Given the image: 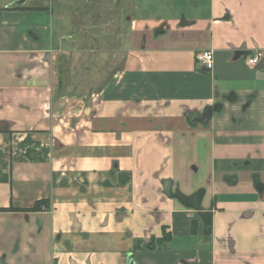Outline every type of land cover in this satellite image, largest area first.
<instances>
[{
  "label": "crops",
  "instance_id": "obj_1",
  "mask_svg": "<svg viewBox=\"0 0 264 264\" xmlns=\"http://www.w3.org/2000/svg\"><path fill=\"white\" fill-rule=\"evenodd\" d=\"M133 1L122 67L68 94L53 0H0V264H264V0Z\"/></svg>",
  "mask_w": 264,
  "mask_h": 264
},
{
  "label": "rangeland",
  "instance_id": "obj_2",
  "mask_svg": "<svg viewBox=\"0 0 264 264\" xmlns=\"http://www.w3.org/2000/svg\"><path fill=\"white\" fill-rule=\"evenodd\" d=\"M133 5V0H53L57 34L71 43L57 69L62 83L70 87L68 94H88L122 67Z\"/></svg>",
  "mask_w": 264,
  "mask_h": 264
},
{
  "label": "water",
  "instance_id": "obj_3",
  "mask_svg": "<svg viewBox=\"0 0 264 264\" xmlns=\"http://www.w3.org/2000/svg\"><path fill=\"white\" fill-rule=\"evenodd\" d=\"M221 109V105L217 104L215 106H208L205 108L203 114L200 117L195 119L196 122L201 123L203 125H208L210 120L213 117V114L216 111ZM164 190L167 196L172 199H176L179 201L184 207L194 210L199 213L202 221L204 222L207 228L211 227L212 224V214H213V206H211L208 210L203 209L202 201L205 196V190L200 189L194 194L187 196L183 193L173 191V181L168 179L163 182ZM129 264H133L131 257H129Z\"/></svg>",
  "mask_w": 264,
  "mask_h": 264
},
{
  "label": "built area",
  "instance_id": "obj_4",
  "mask_svg": "<svg viewBox=\"0 0 264 264\" xmlns=\"http://www.w3.org/2000/svg\"><path fill=\"white\" fill-rule=\"evenodd\" d=\"M198 61L200 62V64L203 66V68L206 71H212L213 67H214V53L213 51H204L202 53H200L198 56ZM263 60V52L260 50L255 51V53L253 55H250L247 58V64L249 66L255 67L257 66L261 61Z\"/></svg>",
  "mask_w": 264,
  "mask_h": 264
},
{
  "label": "trees",
  "instance_id": "obj_5",
  "mask_svg": "<svg viewBox=\"0 0 264 264\" xmlns=\"http://www.w3.org/2000/svg\"><path fill=\"white\" fill-rule=\"evenodd\" d=\"M49 208V205L47 202H39L37 205H35L33 208L27 210L29 212H32V211H40L42 209H48ZM19 211H22L21 209H15L13 207H10V208H6V209H0V212H19Z\"/></svg>",
  "mask_w": 264,
  "mask_h": 264
}]
</instances>
